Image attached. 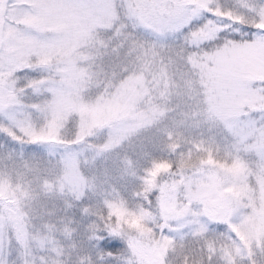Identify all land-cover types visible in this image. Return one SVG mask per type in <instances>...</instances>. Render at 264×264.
<instances>
[{
  "label": "snow or ice",
  "instance_id": "1",
  "mask_svg": "<svg viewBox=\"0 0 264 264\" xmlns=\"http://www.w3.org/2000/svg\"><path fill=\"white\" fill-rule=\"evenodd\" d=\"M0 264H264V0H0Z\"/></svg>",
  "mask_w": 264,
  "mask_h": 264
}]
</instances>
